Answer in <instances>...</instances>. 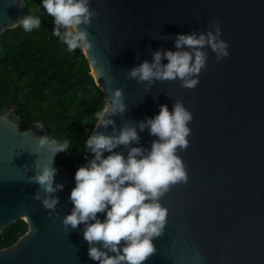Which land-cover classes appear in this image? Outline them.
Listing matches in <instances>:
<instances>
[{
  "label": "water",
  "instance_id": "1",
  "mask_svg": "<svg viewBox=\"0 0 264 264\" xmlns=\"http://www.w3.org/2000/svg\"><path fill=\"white\" fill-rule=\"evenodd\" d=\"M24 1L0 0V35L19 26ZM90 9L97 13L87 27L93 47L83 54L105 103L111 90H122L126 111L111 117L115 129L155 116L160 105L171 113L176 100L193 115L188 146L177 150L188 181L160 199L167 224L143 264H264V0H91ZM213 20L229 56L217 62L209 50L195 88L163 80L146 90L126 77L155 50H175L177 34L206 31ZM36 125H20L13 108L0 113V233L19 220L27 225L0 249V264H98L87 255L83 225L61 223L73 207L74 175L59 169L57 153L37 147L38 136L53 137ZM95 125L92 132L112 134V125ZM138 134L149 148L155 137ZM41 163H52L54 186H64L53 194L55 212L33 198L38 186L28 182Z\"/></svg>",
  "mask_w": 264,
  "mask_h": 264
},
{
  "label": "clouds",
  "instance_id": "2",
  "mask_svg": "<svg viewBox=\"0 0 264 264\" xmlns=\"http://www.w3.org/2000/svg\"><path fill=\"white\" fill-rule=\"evenodd\" d=\"M90 3L91 0H41V7L53 18L52 35L70 53L93 47L87 27L97 13L90 9ZM17 24L25 32H31L40 27L41 21L28 15ZM221 35L219 22L215 20L206 31L177 34L175 50H155L151 61L133 66L126 77L145 83L146 90L155 81L163 80H178L182 88L193 89L206 68L209 50L217 62L229 56V45ZM90 62L96 63L94 58ZM125 111L122 90H111L104 108L96 114L95 129L112 125V134L93 131L84 142V149L92 156H85L86 163L74 173L75 186L69 193L73 207L61 221L72 230L83 225L87 255L98 264H143L153 255L156 249L152 241L164 234L168 216V210L159 201L172 186L188 181L186 166L177 150L188 146L192 113L176 100L171 113L166 105H160L155 116L125 124L117 131L111 117ZM36 128L43 130L44 125L38 123ZM145 129L155 137L149 148L139 144L138 133ZM36 143L54 154L67 153L70 146L68 139L57 141L48 136H38ZM120 146L127 150L126 155L114 151ZM51 165L35 164L34 175L28 177V182L38 186L33 198L44 209L55 212L59 199L53 194L64 186L58 183L54 186L57 169ZM98 214H103V219Z\"/></svg>",
  "mask_w": 264,
  "mask_h": 264
},
{
  "label": "trees",
  "instance_id": "3",
  "mask_svg": "<svg viewBox=\"0 0 264 264\" xmlns=\"http://www.w3.org/2000/svg\"><path fill=\"white\" fill-rule=\"evenodd\" d=\"M25 16L39 17V28L22 26L0 35V113L13 108L22 126L42 123L43 132L69 140L67 153H57L60 170L73 174L86 162L84 142L105 102L81 49L68 52L52 35L53 18L41 0L24 1ZM36 129V126L34 127ZM27 230L19 220L0 233V249L11 246Z\"/></svg>",
  "mask_w": 264,
  "mask_h": 264
},
{
  "label": "built area",
  "instance_id": "4",
  "mask_svg": "<svg viewBox=\"0 0 264 264\" xmlns=\"http://www.w3.org/2000/svg\"><path fill=\"white\" fill-rule=\"evenodd\" d=\"M85 156H88V154L84 155V159H85ZM89 157V156H88Z\"/></svg>",
  "mask_w": 264,
  "mask_h": 264
}]
</instances>
